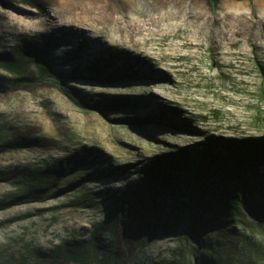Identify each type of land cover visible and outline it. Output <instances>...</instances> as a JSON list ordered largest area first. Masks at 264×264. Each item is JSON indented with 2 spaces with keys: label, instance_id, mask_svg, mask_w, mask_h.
<instances>
[{
  "label": "rangeland",
  "instance_id": "1",
  "mask_svg": "<svg viewBox=\"0 0 264 264\" xmlns=\"http://www.w3.org/2000/svg\"><path fill=\"white\" fill-rule=\"evenodd\" d=\"M111 52L136 75L72 73ZM139 95L150 102H132ZM159 103L174 106L171 127L147 117ZM198 132L264 133V0H0V264H264V226L250 217L209 253L186 222L108 220V189ZM109 163L132 166L114 176Z\"/></svg>",
  "mask_w": 264,
  "mask_h": 264
},
{
  "label": "trees",
  "instance_id": "2",
  "mask_svg": "<svg viewBox=\"0 0 264 264\" xmlns=\"http://www.w3.org/2000/svg\"><path fill=\"white\" fill-rule=\"evenodd\" d=\"M83 49H86L84 42L72 47L77 54H82ZM91 57L92 63L76 67L72 73L82 71L88 76L125 80L135 76L138 71L117 52ZM52 58L47 55L43 59L51 64ZM57 87L76 105L83 107L88 104L64 82L58 81ZM147 96L139 95L132 102L139 103L144 98L149 103ZM93 102L94 105L104 103L101 98ZM156 107L155 115L146 116H155L159 122H167L168 127H171L173 116H176L173 113L174 106L159 103ZM145 117L127 115L125 119L139 124ZM182 118L177 117L175 125L178 127L186 122L187 129L194 131ZM198 134V138L190 143L150 154L136 168V180L122 188L108 189V199L112 201L108 220L122 223L127 217L136 219V216L146 212L149 216L147 223H144L145 228L161 227L162 219L167 218L176 225L186 222L195 237V246H202L205 253L215 250L220 241L218 234L224 232L230 222L250 217L253 222L263 223L264 226V133L244 136H220L206 132ZM76 157L69 156L67 163L69 161L74 165ZM129 166L132 165L109 163L103 170L118 176ZM55 251L57 255L66 253L65 250L61 252L60 248ZM209 261L207 257L201 264H209Z\"/></svg>",
  "mask_w": 264,
  "mask_h": 264
}]
</instances>
